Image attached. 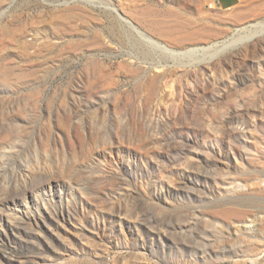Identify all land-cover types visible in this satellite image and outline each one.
Instances as JSON below:
<instances>
[{"label":"rangeland","instance_id":"obj_1","mask_svg":"<svg viewBox=\"0 0 264 264\" xmlns=\"http://www.w3.org/2000/svg\"><path fill=\"white\" fill-rule=\"evenodd\" d=\"M0 0V264H264V0Z\"/></svg>","mask_w":264,"mask_h":264},{"label":"crops","instance_id":"obj_2","mask_svg":"<svg viewBox=\"0 0 264 264\" xmlns=\"http://www.w3.org/2000/svg\"><path fill=\"white\" fill-rule=\"evenodd\" d=\"M236 0H230V2L228 3L230 5L231 4H234Z\"/></svg>","mask_w":264,"mask_h":264}]
</instances>
